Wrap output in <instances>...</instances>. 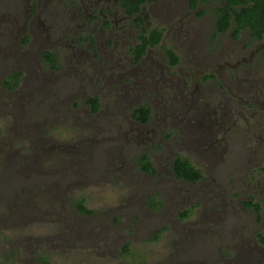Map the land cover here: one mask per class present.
<instances>
[{
	"label": "rangeland",
	"instance_id": "obj_1",
	"mask_svg": "<svg viewBox=\"0 0 264 264\" xmlns=\"http://www.w3.org/2000/svg\"><path fill=\"white\" fill-rule=\"evenodd\" d=\"M73 1L0 0V264H27L35 244L58 264H264V38L215 33L223 0H150L164 36L134 62L129 19L116 11L111 29H82ZM172 48L180 62L168 66ZM141 103L145 125L131 115ZM179 148L203 172L196 184L171 173ZM144 151L155 174L137 168ZM81 197L94 212L80 219L104 237L59 252L58 218Z\"/></svg>",
	"mask_w": 264,
	"mask_h": 264
},
{
	"label": "flooded vegetation",
	"instance_id": "obj_2",
	"mask_svg": "<svg viewBox=\"0 0 264 264\" xmlns=\"http://www.w3.org/2000/svg\"><path fill=\"white\" fill-rule=\"evenodd\" d=\"M82 3V0H80ZM70 2H74L73 0H70ZM149 2L150 0H94V3H91V0H83V11L79 12L80 16V21L81 24L78 25L79 28L85 29V27L90 26V22L92 21V25L89 27L90 30L91 29H111L112 28V21H113V15L116 11H119L122 16L124 18L129 19V25L134 27V29H136V40L135 43L133 44V46L130 48V53H131V57L132 60L134 62H140L143 60V58L145 56H147L149 49L154 48L156 46H158L164 36V30H162L161 28H159L156 25L152 24V20H151V12L152 9L149 7ZM193 1L191 0V3ZM197 2L198 0H195V6L191 7L194 9L197 6ZM147 5H148V9H147ZM143 28H146V31H149L153 28H157L158 30L161 31L162 35H161V40L159 41L158 44H156L155 46L152 47H146V50L144 52V54L140 57L139 60H135L134 55H133V47L134 45L137 43L138 41V35L141 34V31ZM215 29V28H214ZM217 34L220 32H216ZM27 35V33H25L24 37ZM84 36V41H87L90 43V48L91 50V55L95 56L96 58H100V54L98 52V44H97V36H92V34L90 32H88L87 35H83ZM23 37V38H24ZM22 38V40H23ZM76 38L79 41H83L82 37H78L76 36ZM264 38V37H263ZM168 50V49H167ZM167 50H166V57L168 59V66H175L176 64H178V62H180V57L178 59V55L176 52H174L173 48L170 49L171 51H173L176 56H177V62L174 64H170L169 62V57L167 55ZM49 52L51 58H53V62L49 61V59L47 58L46 55H44L45 52ZM37 52H39V56L42 59L43 62H45L48 68H50L51 70L57 69L58 68V60L61 58L60 56H58V54L56 53V51L54 49L51 48H38ZM77 61V60H74ZM73 63V62H72ZM79 71V69H77ZM22 74L21 70H17L14 72H11L9 74H7L6 76L3 77L2 82L3 85L6 88H13L16 86V84L19 81V77ZM96 96H91L88 98L87 103L90 104L91 109L93 111H96L93 109L91 103H90V99L94 98ZM98 100V98H97ZM99 105V102H98ZM140 105H147L150 107L151 109V105L147 104V103H141L139 105H137L136 107H134L132 109V117L135 119L136 122H138L140 125H145L148 124L150 122V119L152 117V114L150 112V117L148 119H146L145 121H141L138 120L134 115H133V111L139 107ZM161 133L163 132V130H160ZM181 148L177 149V150H170L168 151V153H176L173 154V158L171 160V173L174 176L175 179H178L180 181L183 182H187L190 185L191 184H196L198 181L202 180L204 175L203 172L201 171V169L197 166L194 165L193 162H191V159H189L186 155H183L181 153ZM143 154L139 155L136 159V164H137V168L138 170H140L143 173L147 174H155L156 169L154 168V165L150 159V157L148 156V154L145 153H149L148 151H144L142 152ZM147 156L149 161L151 162L152 167L150 169H145L142 166L141 161L139 160V158L141 156ZM177 157H183L184 159H186L187 162H189L194 168H196L199 173L200 176L198 178H196L195 180H190V179H186L184 177H181L179 175H177L176 171L174 170V162L176 160ZM64 178H67V176H64ZM40 193L38 190H36L35 194ZM43 200H46V198L44 196H41ZM35 198V197H34ZM78 203H82L85 207V210H81L78 207ZM148 204L154 208H157L158 206H160L162 204L161 200L156 198V195H151L148 198ZM249 205V203H248ZM253 208L255 211H260V205L257 203H253L252 204ZM72 216L70 217H59L58 220L60 221V225L59 227H55V229H59L60 227H65L64 231H57L56 232V237L59 238L60 243L56 244L55 246L58 248L59 252L65 251V250H71V249H75L73 248L76 243L81 242V241H85V239H99V238H103L104 235L102 234V229L98 226V228L96 230H93L91 228V225H87L85 223H83V221L80 219L81 215L83 214H93L94 210L90 209L87 204H86V199L81 197L79 199H77L73 205H72ZM181 215H188V210L186 211H182V213H180ZM113 215H111L110 217L113 219L112 217ZM63 221V222H62ZM117 221V220H116ZM159 230V228L157 229V231ZM76 235V238H72ZM34 237H32L31 235H28V237H26V240H28L29 242H33ZM260 241L264 244V237L259 236ZM40 244H35L34 247H32L29 250V255H28V260L31 264H58L55 263L53 261H51V259L49 258L50 256H47L45 254H40L37 253L38 251L35 250L36 248L40 247ZM129 251V246L128 243H124L121 245V255H125L127 252ZM64 254V253H62ZM27 264H30V263Z\"/></svg>",
	"mask_w": 264,
	"mask_h": 264
},
{
	"label": "trees",
	"instance_id": "obj_3",
	"mask_svg": "<svg viewBox=\"0 0 264 264\" xmlns=\"http://www.w3.org/2000/svg\"><path fill=\"white\" fill-rule=\"evenodd\" d=\"M192 6H195V0H192ZM214 28L215 33H224L229 31L232 38H237L243 30H247L252 38L262 39L264 37V0H223L222 4L214 8ZM161 31L153 28L146 31L143 28L138 35V41L132 51L135 60H139L144 54L146 47H152L161 40ZM49 61L53 62L49 52H45ZM170 64L177 62L176 54L170 49L167 50ZM90 103L94 110L98 107L97 97L91 98ZM151 109L147 105H140L133 111V115L141 121L150 117ZM139 160L145 169L152 167L147 156H141ZM174 170L177 175L186 179L195 180L200 176L199 171L194 168L183 157H177L174 162ZM81 210H85L82 203H78Z\"/></svg>",
	"mask_w": 264,
	"mask_h": 264
}]
</instances>
